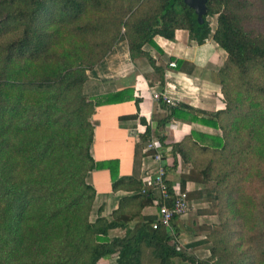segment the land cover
<instances>
[{"label": "trees", "instance_id": "1", "mask_svg": "<svg viewBox=\"0 0 264 264\" xmlns=\"http://www.w3.org/2000/svg\"><path fill=\"white\" fill-rule=\"evenodd\" d=\"M206 6L199 23L183 0H0V264L188 259L175 250V233L153 228L156 216L136 221L159 197L142 193L132 176L118 178L116 160L95 163L90 154L95 106L127 100L129 90L93 102L84 89L87 72L116 43L126 41L131 58L146 57L154 67L144 46L156 35L172 39L179 28L198 44L212 38L227 53L217 71L225 108L191 117L220 133L193 130L169 145L174 163L179 155L191 167L182 190L186 180L214 183L207 201L220 228L206 235L209 256L189 259L264 264V0ZM214 15L213 29L207 16ZM179 115L171 108L167 121ZM150 132L147 125L144 143ZM99 168L110 170L114 190L132 194L109 218L90 220L95 190L85 174ZM115 229L125 232L111 235Z\"/></svg>", "mask_w": 264, "mask_h": 264}, {"label": "crops", "instance_id": "2", "mask_svg": "<svg viewBox=\"0 0 264 264\" xmlns=\"http://www.w3.org/2000/svg\"><path fill=\"white\" fill-rule=\"evenodd\" d=\"M144 51L154 60V67L146 57L131 58L128 45L119 42L102 61L87 72L88 80L84 89L93 102L117 92L129 90L126 94L130 95L124 101L95 106L91 116L93 139L90 154L95 163L116 160L118 178L132 176L137 181H143L146 167H154L149 165L145 152V132L149 125L151 132L147 139L151 135L158 139L169 183L181 188L183 175L188 174L191 167L179 155L174 163L169 145L182 141L193 130L217 133V129L193 121L191 117L196 114L194 110L211 114L225 108L217 71L224 65L227 53L212 38L198 44L190 39L187 30L181 28L175 30L172 39L154 36L153 44L145 45ZM170 60L176 62V67L168 66ZM162 76L163 86L159 84ZM163 91L175 100L174 106L168 105L162 98L153 97L154 92ZM171 108H177L180 115L170 117L167 121ZM186 113L188 116L182 115ZM160 137L163 139L160 140ZM165 145L167 146L164 147ZM88 176V183L95 190L93 207L97 210L94 217L101 213L109 218L119 207L121 198L132 194L125 187L118 190L112 188L113 181L108 168L93 169ZM183 186L190 196L208 184L203 186L186 180ZM190 203L193 209L189 215L194 213L195 221H213L215 215L206 212L205 206L200 207L199 201L191 198ZM156 215V206H145L141 210V217L136 221L141 222L142 217ZM136 221L130 225H134ZM175 224L179 229L182 228V217ZM185 224L191 225L188 222ZM124 232L123 229H115L111 231V235L121 236ZM204 237L190 242H201L205 240Z\"/></svg>", "mask_w": 264, "mask_h": 264}, {"label": "built area", "instance_id": "3", "mask_svg": "<svg viewBox=\"0 0 264 264\" xmlns=\"http://www.w3.org/2000/svg\"><path fill=\"white\" fill-rule=\"evenodd\" d=\"M169 67H176V62L170 60ZM155 99L162 98L168 105L174 106L175 100L165 94V92H154ZM146 157L149 160V165L146 167L143 177L142 193L152 192L160 199V204L157 208V220L153 223V228H157L158 224H162L166 229L170 228L173 221L186 215L191 210V203L186 190H182L179 185L169 184L167 177L166 165L163 162V154L160 151L159 141L156 137H151L146 141L145 145ZM173 191V196L171 195ZM175 250L179 251V245L176 243Z\"/></svg>", "mask_w": 264, "mask_h": 264}, {"label": "rangeland", "instance_id": "4", "mask_svg": "<svg viewBox=\"0 0 264 264\" xmlns=\"http://www.w3.org/2000/svg\"><path fill=\"white\" fill-rule=\"evenodd\" d=\"M260 9L261 10L258 12V14H261V11H263V7L260 6ZM207 19L210 21L211 27L214 29L215 26H216V23H217L216 22L217 15L207 16ZM254 26H257V25L254 24ZM263 26L264 25L262 24L261 27H263ZM120 42H123V44L124 43L127 44L126 41H120ZM118 43H116V44H118ZM222 101L224 102L223 97H222ZM217 133H220V131L217 130ZM188 166H190V165L188 164ZM88 174L89 173L85 174V181L87 183L89 182ZM207 184H208V186L202 187L203 188L202 192H199V194H195L194 195L193 201H199V203H201L200 207L205 206L206 212L210 213L211 211H214V210H213V205L207 201V198H208L207 197L208 196V192H207L208 189L207 188H213L214 187V183L213 182H209ZM203 186H205V185H203ZM191 195H193V193ZM93 203H94V201H93ZM200 207H198V208H200ZM92 209H93V213L91 212V215H90V218H89L90 220H94L95 219L94 216H95V212H96L97 208H94L92 206ZM192 209H193V206L191 207V210ZM191 210L186 215L182 216V219L184 220V225L182 226V228L179 229L177 227V225L175 224L176 221L178 220L177 219L172 224L173 227L176 229V231L175 232L171 231L172 225H171L170 228H168V231H169L170 234L175 233L174 241L178 242L177 243L179 245V251L178 252H183L188 257V259L190 257L193 260H202V259L207 258L209 256V253H210L209 252L210 243L208 242V239L206 238V235L211 230L210 229L211 227H214V226L218 225V220H217V217L215 215V218L212 219L213 221H210V222L208 220L202 221V222H200L198 220L195 221L196 217H195L194 213L189 215ZM185 222L186 223L187 222L191 223V225H187V224H185ZM216 228L219 229L220 227L217 226ZM202 236H205L204 237L205 240H203L201 242H198V241H191L190 242V240H194L196 238H201ZM199 240H202V239H199ZM188 259H182L181 257H176V258L173 259L172 264H194L192 262V260H190V259L188 260ZM111 262H113V258L109 259V261H103L104 264H111ZM153 262L154 261H152L151 264H154Z\"/></svg>", "mask_w": 264, "mask_h": 264}, {"label": "water", "instance_id": "5", "mask_svg": "<svg viewBox=\"0 0 264 264\" xmlns=\"http://www.w3.org/2000/svg\"><path fill=\"white\" fill-rule=\"evenodd\" d=\"M193 10V14L199 23H202L207 13V0H183Z\"/></svg>", "mask_w": 264, "mask_h": 264}]
</instances>
